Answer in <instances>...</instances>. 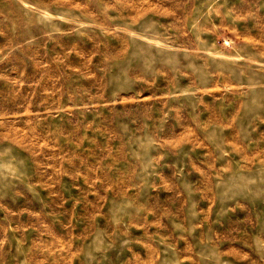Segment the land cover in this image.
<instances>
[{
  "label": "rangeland",
  "instance_id": "374dc122",
  "mask_svg": "<svg viewBox=\"0 0 264 264\" xmlns=\"http://www.w3.org/2000/svg\"><path fill=\"white\" fill-rule=\"evenodd\" d=\"M0 264H264V0H0Z\"/></svg>",
  "mask_w": 264,
  "mask_h": 264
}]
</instances>
